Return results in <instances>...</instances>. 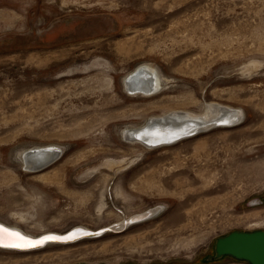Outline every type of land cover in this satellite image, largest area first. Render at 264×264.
<instances>
[{"label": "rangeland", "instance_id": "1", "mask_svg": "<svg viewBox=\"0 0 264 264\" xmlns=\"http://www.w3.org/2000/svg\"><path fill=\"white\" fill-rule=\"evenodd\" d=\"M151 66L162 88L129 93ZM217 101L244 122L156 147L123 134ZM46 144L55 159L27 167ZM0 221L112 228L0 248V264H248L212 257L218 237L264 230V0H0Z\"/></svg>", "mask_w": 264, "mask_h": 264}, {"label": "bare ground", "instance_id": "2", "mask_svg": "<svg viewBox=\"0 0 264 264\" xmlns=\"http://www.w3.org/2000/svg\"><path fill=\"white\" fill-rule=\"evenodd\" d=\"M151 67L149 69L147 68L148 70H146V68H145L142 71L135 72V73L132 71H129L125 75L123 82H124L126 90L129 93H131L133 95H134V93H136L134 96L140 95V96L149 97V96H152L156 93V92H154L155 89H157V88L161 89L162 88L160 76L158 75V73L156 71L157 68L155 69L154 67H152V68ZM126 79H128V81H126ZM202 106H203L202 111L201 112L199 111L198 113H194L193 110L177 111V110H171L170 109L171 111L167 112L166 114L149 118V123L147 125H144V126L141 125V127H135L133 129H127V128L124 129L123 134L125 137L132 140V142L133 141L140 142V143H143V146L146 145L149 147H153V146L145 144L146 140H149L152 142L162 141L161 138H164V140H168V139H171L172 137L180 136L184 131L191 129V128L195 129L197 132H200V131H203L206 128H208L210 125H212L211 122H213V120L222 119V122H220V123H222L224 126H221V127L235 126V125H238V124L244 122L243 121V118H245L244 117V110L241 107L233 106L230 104L223 105V103L221 104L218 101L202 104ZM181 122L183 123L182 127H175V125L178 126V123H181ZM164 125H167L168 130L167 129L166 130L168 132V135H164V137H158V138H156L155 136L149 135V128L150 127L155 126V127H160L162 129V127ZM164 144H161V145H164ZM161 145H159V146H161ZM57 151H58V149H57L56 145H52V144L39 145V146L31 147V149L29 151L24 152V155H23L24 157L23 156L22 157H23L24 162L28 165L27 167L33 168V167H36L35 165H36V162H38V161H42V162L50 161V162H52L53 159H55V156L57 155ZM32 152H35V153H32ZM30 153L32 154L30 156L32 159L28 158V155ZM155 211H157V208L151 209V210L148 209V211H142L141 210L139 212L128 214V215L122 217L121 219L117 220L116 222H119L118 226H115L114 228H118L121 230L124 227H127L130 222L141 221ZM0 224H1L0 226H3V228L7 227L10 229H15V230H17L16 232L24 234L27 237L29 236L28 238H30V237L36 238V237H39L40 235H43L46 233L64 234V233L68 232L69 230L76 232L79 227H81L82 229H88V230L91 229V228H88V227L83 226V225H75V226L69 228L68 230H66L64 232L46 231V232L40 233L38 235H31V234L25 232L24 230H22L21 228L7 225L1 221H0ZM15 230H13V231H15ZM91 230H93V229H91ZM114 232H117V231L114 230ZM118 232H119V230H118ZM69 235H71V238H68V239L72 240V238L78 234L75 233V234H69ZM69 235H67V236H69ZM68 239H63V240H68ZM30 240L36 241L38 239L30 238ZM74 241H76V240H74ZM17 242H20V241H17L13 238H9L7 233L0 232V244L7 245L9 247H16V246H14V244ZM71 242H73V241H71ZM71 242H66V243L65 242H61V243L52 242V243H54V244H68ZM40 244H42V243H38V244L32 243L30 246L16 247L17 249H12V250L30 251V250L43 248L44 246L39 247V248L25 250L28 247L37 246V245L39 246ZM48 244H51V243H48ZM48 244H46V245H48ZM18 248H21V250ZM3 249H11V248H3Z\"/></svg>", "mask_w": 264, "mask_h": 264}, {"label": "water", "instance_id": "3", "mask_svg": "<svg viewBox=\"0 0 264 264\" xmlns=\"http://www.w3.org/2000/svg\"><path fill=\"white\" fill-rule=\"evenodd\" d=\"M129 79V78H128ZM128 79H126V81H128ZM222 119H217V120H213L212 124L214 125H221L222 123ZM183 123H178V126L175 125V127H182ZM144 129V128H143ZM167 125H164L162 127V129L160 127H155L152 126L149 128V135L151 136H155L156 138L158 137H164V135H168L167 132ZM197 133V131L193 128L188 129L186 131H184L180 136L177 137H172L171 139L168 140H164V138H161L162 141H158V142H152L149 140H146L145 144L156 147L159 146L161 144H170L173 142H176L180 139L189 137L193 134ZM133 136V135H132ZM135 137V136H134ZM136 138V137H135ZM35 153V152H32ZM32 154L30 153L28 155V158L32 159L30 156ZM50 161H46V162H42V161H38L36 162V167L34 168H41L46 166L47 164H49ZM254 202H261V199H256L254 200ZM1 225V224H0ZM6 229H10L7 227H4ZM81 227L78 228V230L76 232H73L71 230H69L68 232L64 233V234H52V233H46L43 235H40L39 237H30L33 239H39L42 236L45 235H55V236H60V237H66L69 234H78L76 236H74L72 238V240H63V239H56V240H46L44 241L42 244H40L39 246H32V247H28L25 250L28 249H34V248H39V247H43L48 243H52V242H56V243H61V242H71L80 238H84V237H93L96 235H100L101 233L112 229L111 227H104V228H100L98 230H88V229H82ZM10 230H15V229H10ZM17 231V230H15ZM23 236H26L24 234H22ZM27 237V236H26ZM29 237V236H28ZM0 248H11V249H17L16 247H9L7 245H2L0 244ZM21 250V248H18ZM24 250V249H23ZM223 255H229L232 256L236 259H240V260H246L247 262H249L250 264H264V230L263 229H256V230H252V231H245V230H233L223 236L218 237L215 242H214V255L212 258H219L220 256Z\"/></svg>", "mask_w": 264, "mask_h": 264}, {"label": "snow or ice", "instance_id": "4", "mask_svg": "<svg viewBox=\"0 0 264 264\" xmlns=\"http://www.w3.org/2000/svg\"><path fill=\"white\" fill-rule=\"evenodd\" d=\"M0 232L7 233L9 238H13L17 241H20V242H17L14 244V246H16V247H27V246H30L32 243H37V244L43 243L46 240L71 238V235H69L67 237H60V236H55V235H45V236L40 237L36 241H32V240H30V238L23 236L21 233L10 230V229L3 228V226H0Z\"/></svg>", "mask_w": 264, "mask_h": 264}, {"label": "flooded vegetation", "instance_id": "5", "mask_svg": "<svg viewBox=\"0 0 264 264\" xmlns=\"http://www.w3.org/2000/svg\"><path fill=\"white\" fill-rule=\"evenodd\" d=\"M227 256H229V255H227ZM229 257H231L232 259H234V260H240V259H236V258H234V257H232V256H229ZM213 259V258H212ZM241 261H244V262H246V263H248V264H250L249 262H247L246 260H241Z\"/></svg>", "mask_w": 264, "mask_h": 264}]
</instances>
